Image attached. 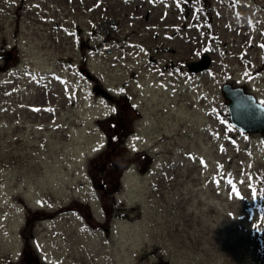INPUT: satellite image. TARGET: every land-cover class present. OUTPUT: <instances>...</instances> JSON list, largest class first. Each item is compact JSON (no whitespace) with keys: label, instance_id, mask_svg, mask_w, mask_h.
<instances>
[{"label":"rangeland","instance_id":"rangeland-1","mask_svg":"<svg viewBox=\"0 0 264 264\" xmlns=\"http://www.w3.org/2000/svg\"><path fill=\"white\" fill-rule=\"evenodd\" d=\"M263 30L264 0H0V264H264V133L220 89L264 103Z\"/></svg>","mask_w":264,"mask_h":264},{"label":"water","instance_id":"water-1","mask_svg":"<svg viewBox=\"0 0 264 264\" xmlns=\"http://www.w3.org/2000/svg\"><path fill=\"white\" fill-rule=\"evenodd\" d=\"M212 61L209 56L202 53L198 60H191L184 64L187 70L199 73L207 69ZM82 71V68L79 69ZM90 79H94L88 72L84 73ZM223 96L228 99L226 110L231 125H234L241 131L263 132L264 133V103L259 100L249 91H246L242 86L231 85L228 82L221 84Z\"/></svg>","mask_w":264,"mask_h":264},{"label":"trees","instance_id":"trees-1","mask_svg":"<svg viewBox=\"0 0 264 264\" xmlns=\"http://www.w3.org/2000/svg\"><path fill=\"white\" fill-rule=\"evenodd\" d=\"M263 36H264V30H263ZM110 118H112V117H108V119H106L105 121L108 122V120H109ZM107 136H108V140H107V148H106L105 150H103V151H100L99 154H98V157H99L98 164H99V165H100V164H103V165H104V164H107V162H108L109 165H113V161H112V159L108 157V152H109L111 149H113L114 147H116V146H117V147H120V139H119V141H116V142L114 143V141L116 140V138L114 139V137H113L112 135H110V134H108ZM109 159H110V160H109ZM101 166H102V165H101ZM111 170H113V169H111ZM111 170H110V171H107V173L110 174Z\"/></svg>","mask_w":264,"mask_h":264},{"label":"flooded vegetation","instance_id":"flooded-vegetation-1","mask_svg":"<svg viewBox=\"0 0 264 264\" xmlns=\"http://www.w3.org/2000/svg\"><path fill=\"white\" fill-rule=\"evenodd\" d=\"M2 264H6L5 262H3ZM9 264H31L29 261H28V259H22V260H16V261H13L12 260V262H9ZM33 264H41L40 263V261L38 262V261H35V263H33Z\"/></svg>","mask_w":264,"mask_h":264},{"label":"snow or ice","instance_id":"snow-or-ice-1","mask_svg":"<svg viewBox=\"0 0 264 264\" xmlns=\"http://www.w3.org/2000/svg\"><path fill=\"white\" fill-rule=\"evenodd\" d=\"M262 47H264V45H262ZM38 110V109H37ZM113 111H115V109H113ZM231 183V182H230ZM233 191H235V188H233Z\"/></svg>","mask_w":264,"mask_h":264}]
</instances>
